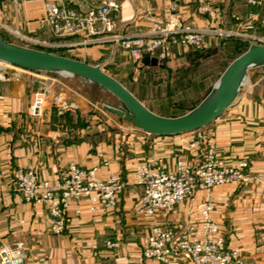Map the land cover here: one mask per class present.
Here are the masks:
<instances>
[{"label": "crops", "instance_id": "0c3cea01", "mask_svg": "<svg viewBox=\"0 0 264 264\" xmlns=\"http://www.w3.org/2000/svg\"><path fill=\"white\" fill-rule=\"evenodd\" d=\"M52 1L0 0V37L11 41V30L15 29L39 40L65 44L59 49L99 60L105 70L116 65L124 71L143 72L142 78L147 77L145 72L158 67L134 62L114 43L69 45L80 42L82 35L54 37L44 21V6ZM100 1L68 0V5L86 12ZM114 1L119 8L111 15L115 32L120 34L146 30L150 26L149 17L163 21L171 3L175 4L174 14L182 26L215 31L196 48L173 46L168 59L187 57L194 50L195 56H211L221 53L227 40L249 44V36L264 35V1L259 7H251L243 0H210L205 12L198 10L194 0ZM126 57L132 63L124 62ZM6 65L10 68L1 67L5 74L0 77V247L21 242L27 264H157L140 254L151 225L164 223L179 230L199 216L205 194L195 192L165 218L135 214L140 187L133 180L134 166L160 158L167 169H173L177 158L193 163L198 148L188 146V137L178 138L185 133L156 136L133 124L121 126L120 118L92 106L79 88L73 91L74 83L101 89L80 77L51 70L49 75L37 69ZM166 65L158 68L164 69ZM136 73L133 76L138 77ZM40 88L47 94L44 109L39 116L30 117L28 105ZM204 132L209 141L215 142L217 155L226 164L246 160L250 174L264 171L263 69L248 72L232 103ZM101 160L107 165H100ZM71 162L84 168L98 166L100 178L115 173L125 186L110 209L97 207L92 211L84 199L73 202L67 210L70 221L64 231L53 234L47 227V206L23 200L15 189V172L34 166L40 178L51 180ZM211 200L212 217L227 246L240 250L241 264H264V182L216 186ZM75 208L80 210L77 215L73 214ZM107 240L117 241L118 247L109 248Z\"/></svg>", "mask_w": 264, "mask_h": 264}, {"label": "built area", "instance_id": "2783aa9c", "mask_svg": "<svg viewBox=\"0 0 264 264\" xmlns=\"http://www.w3.org/2000/svg\"><path fill=\"white\" fill-rule=\"evenodd\" d=\"M209 1L194 0L200 12L208 9ZM243 1L248 6L259 7L264 0ZM118 8L114 0H101L97 6L81 12L69 7L68 0H54L44 6V21L56 38L82 35L80 42L69 45L114 43L135 62H140L144 56L164 62L172 56L173 46L198 47L215 33L206 27L182 26L174 14L175 4L171 3L163 21L149 17L150 26L146 30L120 34L115 32L111 15ZM218 32L221 34V31ZM11 35L16 44L31 48L46 50L66 46L39 40L15 29L11 30ZM249 40L264 44V37L253 35L249 36ZM1 72L5 74V71ZM46 99L44 89L35 91L28 105V115L39 116ZM190 133L188 146L199 150L193 163L177 158L173 169H167L161 159L156 158L138 162L134 166L133 180L140 187L135 214L165 218L174 213L178 203L187 200L195 192L202 191L205 194L199 216L179 230L164 223L151 225L141 247V257L157 264H241L240 250L227 246L212 217V189L228 183L242 186L254 180L264 182V171L250 174L246 160L226 164L217 155L215 142L209 141L201 128ZM99 164L106 166L107 162L101 160ZM97 170L98 166L84 168L71 162L58 177L48 180L40 178L34 166H27L16 170L15 189L25 202L46 205L49 231L61 234L70 221L67 210L73 202L84 199L92 211L97 207L110 209L115 206L125 184L111 172L100 178ZM79 211V208H75L73 214L77 215ZM105 244L109 248L118 247L117 241L107 240ZM0 264H26L23 244L16 242L12 247L1 246Z\"/></svg>", "mask_w": 264, "mask_h": 264}, {"label": "water", "instance_id": "95a60500", "mask_svg": "<svg viewBox=\"0 0 264 264\" xmlns=\"http://www.w3.org/2000/svg\"><path fill=\"white\" fill-rule=\"evenodd\" d=\"M0 61L27 69L51 70L74 75L103 89L120 103L98 99L102 110L130 121L134 127L156 136H173L200 129L217 118L234 100L244 76L255 67L264 65V44L251 42L232 59L203 99L189 112L165 117L150 111L124 85L97 65L57 55L47 50L31 48L0 38ZM140 63L163 67L155 57L144 56Z\"/></svg>", "mask_w": 264, "mask_h": 264}, {"label": "rangeland", "instance_id": "374dc122", "mask_svg": "<svg viewBox=\"0 0 264 264\" xmlns=\"http://www.w3.org/2000/svg\"><path fill=\"white\" fill-rule=\"evenodd\" d=\"M258 36L264 37V35ZM0 38L7 41L2 37ZM10 39L11 41L7 42L15 43L12 37H10ZM50 52L77 60L81 59L80 61L91 65H97L106 73L115 75V77H117L115 79H119L118 81L133 93L135 97H139V100L144 105L149 107V109H152L156 114L165 117L181 116L192 110L203 99L206 91L215 83L218 75L225 68L224 56H221V53L218 52L211 56H195L196 50H194V52L187 55V57L184 56L183 58L165 60L164 64L167 65L164 69L155 67L151 69L150 72H145V76L147 77L142 78L140 74H143V72L137 71L138 73H136L124 71L116 65H111L112 68L107 66V70H105L103 69L105 66H101V61L88 58L82 54L65 53L63 49H54ZM190 56H192V58H189ZM123 61L126 63H132L127 57ZM229 62L230 61L227 63ZM0 66L3 68H10L4 62H0ZM255 68H261L264 70V65ZM40 72L43 74H51V71L48 70H41ZM134 73L139 76H133ZM133 77H136L134 81L132 80ZM246 78L247 77H245V80ZM72 86L74 87L73 91L76 88H79V90L83 92L84 98L92 103V106H96L97 109H101L100 104L97 102L98 99L108 100L113 104L120 103L115 97L104 90L89 85L79 86L77 83H74ZM87 107H90V105ZM103 112L109 114V112L105 110H103ZM121 120V126H132L130 121L126 119ZM205 127H202L203 132ZM106 133L107 131L104 130L103 134L105 135ZM112 133L113 132H111L110 135L111 137ZM190 134L191 133H185L178 138L184 139L189 137ZM111 137H108V139Z\"/></svg>", "mask_w": 264, "mask_h": 264}, {"label": "trees", "instance_id": "16d2710c", "mask_svg": "<svg viewBox=\"0 0 264 264\" xmlns=\"http://www.w3.org/2000/svg\"><path fill=\"white\" fill-rule=\"evenodd\" d=\"M248 46V42L240 41L237 39H230L225 42L224 49L221 51V56H224L225 67L227 62L238 56L243 50ZM196 48V47H192ZM40 49V48H39ZM48 51H53L54 49H46ZM165 62V61H164Z\"/></svg>", "mask_w": 264, "mask_h": 264}, {"label": "bare ground", "instance_id": "6f19581e", "mask_svg": "<svg viewBox=\"0 0 264 264\" xmlns=\"http://www.w3.org/2000/svg\"><path fill=\"white\" fill-rule=\"evenodd\" d=\"M0 62H1V61H0ZM1 69H2V68H1V66H0V77H3L4 75H3V73L1 72ZM245 77H247V75L244 76V80H245ZM49 84H51V83H49Z\"/></svg>", "mask_w": 264, "mask_h": 264}]
</instances>
